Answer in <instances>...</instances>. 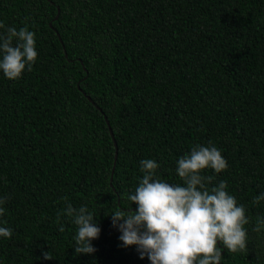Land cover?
<instances>
[{
    "label": "trees",
    "instance_id": "trees-1",
    "mask_svg": "<svg viewBox=\"0 0 264 264\" xmlns=\"http://www.w3.org/2000/svg\"><path fill=\"white\" fill-rule=\"evenodd\" d=\"M0 21L27 25L38 52L20 79L0 71V227L13 229L0 264H150L109 214L128 206L141 160L182 185L178 159L209 141L228 167L202 174L250 221L247 252L218 242L221 264H264V0H0ZM63 197L97 214L94 253H75L71 218L57 223Z\"/></svg>",
    "mask_w": 264,
    "mask_h": 264
},
{
    "label": "clouds",
    "instance_id": "clouds-1",
    "mask_svg": "<svg viewBox=\"0 0 264 264\" xmlns=\"http://www.w3.org/2000/svg\"><path fill=\"white\" fill-rule=\"evenodd\" d=\"M36 35L25 25L17 29L0 21V71L9 80H18L25 70L31 72L36 62ZM160 165L153 159L140 161L142 179L134 194L127 196L128 206H117L109 214L113 227L118 228L124 247L135 245L140 259L150 264H221L222 251L247 252L249 218L243 205L227 191L220 181L211 186L214 176H205V169L219 174L228 167L221 151L209 141L208 146L194 145L189 154L177 161L176 172L181 184H170L157 177ZM65 208L57 214L66 215L77 226L74 236L76 254H92L91 241L99 237L97 214L87 206L73 207L67 197ZM264 200V193L253 204ZM7 198H0V216ZM137 205L135 211L131 204ZM264 229V217L256 218L253 231ZM65 230L60 224L59 231ZM13 229L0 227V237L10 239ZM223 245V249L218 246ZM45 259H51L44 254Z\"/></svg>",
    "mask_w": 264,
    "mask_h": 264
},
{
    "label": "water",
    "instance_id": "water-1",
    "mask_svg": "<svg viewBox=\"0 0 264 264\" xmlns=\"http://www.w3.org/2000/svg\"><path fill=\"white\" fill-rule=\"evenodd\" d=\"M56 13H57V7L55 9V14L53 15V18L56 16ZM56 36H57V39L59 40V37H58L57 33H56ZM85 97L90 101V98L87 95H85ZM103 118H104V121H105V124H106V128H107L108 134L111 137L112 143L114 145V140H113V137H112V134H111V130H110V128H109V126L107 124V121H106L104 116H103ZM114 155H115V153L113 152V158H114ZM112 162H113V160H112Z\"/></svg>",
    "mask_w": 264,
    "mask_h": 264
}]
</instances>
